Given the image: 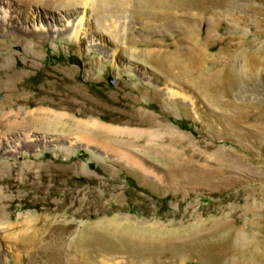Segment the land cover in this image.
Listing matches in <instances>:
<instances>
[{"label":"rangeland","instance_id":"obj_1","mask_svg":"<svg viewBox=\"0 0 264 264\" xmlns=\"http://www.w3.org/2000/svg\"><path fill=\"white\" fill-rule=\"evenodd\" d=\"M7 1L1 90L101 63L89 114L0 106V264H264V0H89L77 39L82 2ZM36 229L58 256L17 261Z\"/></svg>","mask_w":264,"mask_h":264},{"label":"bare ground","instance_id":"obj_2","mask_svg":"<svg viewBox=\"0 0 264 264\" xmlns=\"http://www.w3.org/2000/svg\"><path fill=\"white\" fill-rule=\"evenodd\" d=\"M77 1L83 3L82 7L80 6L81 7L80 11L67 10V11H69V14H76L75 18L73 19V23L71 25L72 33L74 34L76 39L78 37L81 38V34H83L82 37L85 38V36L87 35V31L89 30L88 26L91 23V20H90V14L91 13H89V10H91V9H88V6H87V2L89 0H82V1L77 0ZM77 1H75V2H77ZM71 4H73V3H71ZM34 5L35 6H33L32 8H28L30 11L26 10L25 15H24V16H26L25 19L30 18V17L36 19V16L39 12H41V9L44 10V8H43L44 6H42V4L37 3ZM79 5H81V4H79ZM102 6H104V5H102ZM9 7H10V5H9L7 0H0V21H3V22L6 21V19L8 17ZM103 8H105V6ZM109 10H110V8L107 9V11H109ZM19 20L21 21V18H19ZM103 27L101 30H103ZM107 27H109V28H106V27L105 28L109 29L107 31L110 32L111 26H107ZM49 31L50 30L48 29V32ZM39 33L41 36H44V37L46 36V34H44L42 31H40ZM32 45L33 46H30V48L34 47V44H32ZM68 54H69V52H68ZM131 54L134 57H136L135 52H132ZM30 55H32V54H30ZM132 55L130 57H132ZM32 56H33V58H36L35 55H32ZM128 56H129V54H128ZM73 58L74 57H67V59L65 61L66 66L63 67L64 71L59 70L60 73L57 72L58 75L57 74L55 75V76L59 77L58 78L59 82H55V84H53L52 86L50 85V87L49 86L48 87H40V88L36 87V90H33L31 88H27V89L22 90L19 87H14V86L13 87L11 86L12 88H8V89L4 88L6 93L3 94L4 95L3 98L0 99V106L7 104V103L14 104L15 107L10 111L17 114L18 111L22 110V108L24 109L25 106L29 107L31 104L38 105V106H35L34 108L30 107V109H28L26 111V113L29 112V117H27L29 120L33 119V118L40 119L41 117H44L46 115H48V116L51 115V113L48 112L49 109L46 108L45 106H43L44 104H47V105L51 104V106L52 105L53 106L54 105H58V106L59 105H69L70 110L73 114H82V113L89 114V113H91L93 109L90 108V105L93 104L94 98L92 97V95H90V87L87 85L88 79L84 76L83 72L89 68L88 67L89 65L93 66V65L98 64L100 66L101 62L99 63V60H98V62L93 63V61H91L92 58L90 59V57L88 55L83 64L75 66V65H71V62H76L75 59H73ZM67 73L68 74L71 73V75H67ZM8 74H10V73H8ZM59 75H61V77ZM55 80H56V78H55ZM63 80L67 81V83L63 82ZM1 87H3V86H1ZM2 90L0 89L1 93H2ZM96 102H98V101H96ZM46 128H48V127H46ZM27 137H28V135H26V134H23V136H20L19 140L14 145V147L17 148L19 145H24V143L27 142ZM0 194H1V192H0ZM4 198L5 197L3 196L2 199H4ZM0 200H1V198H0ZM13 200L14 199L11 200V206L13 204ZM0 215H1V213H0ZM55 231H56V229L51 231V233L49 234V237H52V238H50L48 241L45 242V240H44L45 237H43L41 235V232L39 231V229H36L33 232V234H31L27 238V240L25 241L26 242V245H25L26 251L24 250L25 251V253L23 252L24 254H22L20 252V250H19L20 248L18 247V245L11 244L12 250L15 252V255H16V260L21 261L24 258L23 256H26V255H27V257L32 256L33 258H36V259L40 258L41 256H45L50 260L55 259L59 254V250H60L61 244L63 242L62 236H57V237L53 236ZM84 232H86V231H84ZM85 235L79 237V239H78L79 243L78 244H79V246L81 245L83 248H85V250H86V248H87V250L88 249L90 250V248H92L95 244L94 241H96L97 239L92 238L90 235H87V234H85ZM3 236H4L3 234H0V239H2ZM15 243H17V242H15ZM105 244H106V242H105ZM81 250H82V248H81ZM116 250L117 249H115V251Z\"/></svg>","mask_w":264,"mask_h":264}]
</instances>
